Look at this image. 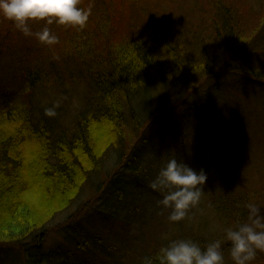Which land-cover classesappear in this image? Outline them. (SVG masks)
Masks as SVG:
<instances>
[{
    "label": "trees",
    "instance_id": "1",
    "mask_svg": "<svg viewBox=\"0 0 264 264\" xmlns=\"http://www.w3.org/2000/svg\"><path fill=\"white\" fill-rule=\"evenodd\" d=\"M98 1L105 2L83 4L96 6ZM114 1L117 5L109 12L118 14V20L96 9L82 31L49 26L72 34L69 48L52 50V57L44 56L50 48L35 54L41 43L0 17V85L5 69L16 70L9 83L13 97L0 94V250L16 252L25 264H143L145 257L155 258L169 243L150 247L145 256L125 247L117 251L82 222L71 232L70 223L61 230L67 231L72 248L96 263L73 262L71 252L61 247L43 252L48 223L88 188L93 196L103 191L96 181L115 152L116 173L161 199L149 185L168 159L203 169L208 178L201 200L213 210L221 231L214 237L194 232L185 240L204 248L219 239L226 257V229L248 222L249 202L264 212V188L255 191L248 177L217 173L206 160L201 165L195 160L196 140L185 127H190L191 118L196 120V113L217 114L207 106L215 93L221 99L226 91L235 95L236 84L264 87V0L248 14L239 3L250 5V0H155L152 5ZM138 15L145 21L140 27ZM256 18L258 23L250 22ZM25 39L35 45L20 47ZM211 81L220 85L204 91ZM64 83L82 87L79 110L71 109ZM38 95L49 102L39 103ZM193 96L200 101L185 108L184 115L165 120L166 113L186 107ZM57 101V116L46 117L44 109ZM87 202L72 220L90 208L91 199ZM251 264H264V252H257Z\"/></svg>",
    "mask_w": 264,
    "mask_h": 264
},
{
    "label": "rangeland",
    "instance_id": "2",
    "mask_svg": "<svg viewBox=\"0 0 264 264\" xmlns=\"http://www.w3.org/2000/svg\"><path fill=\"white\" fill-rule=\"evenodd\" d=\"M140 1L144 2L143 4L145 5H152L155 2V0ZM250 1V5L244 2L239 3L246 14L251 9L254 11L259 7V0ZM84 2H81L80 6L85 9L88 7H91L92 11L99 9L107 12L114 20L119 19L118 14L109 12V9L115 6L114 4L117 5L114 0H105L104 3H102L103 1H98L100 3L96 6H84ZM125 3L131 5V3ZM142 17L138 15L137 18L139 27L141 23H145V21L140 20ZM250 22L258 23V19L256 18ZM127 25H129V22ZM43 26V24L36 23L33 24L32 28L39 31ZM249 26L251 27L252 25ZM51 30L53 33L58 31V34H56L58 35L59 41L60 39L61 41L57 45L60 47H57V45L40 47L41 45L45 46L40 44L38 48L35 47V54H40L41 50L50 48L48 53L46 51L44 52V56L52 57L50 55L52 50L61 47L69 48L67 45L71 43L70 38L72 34L67 31L60 32L59 29L54 27H51ZM22 45H26V47L32 46L35 45V41L25 39L19 43L20 47ZM15 71L14 69L11 70V68L3 71V84L0 85V94L7 99V93L10 94V98L15 93V90L9 84ZM207 84L208 86L203 89L204 91L207 89L212 90L215 86L220 85L214 81ZM64 85H68L67 89L71 95L68 96L72 101L71 109L73 111H76L75 109L79 110L81 108L80 99L83 95L82 87L77 83H64ZM221 87L223 89L219 88L220 90H226V87ZM232 92L235 95L229 93V91L224 92L221 99H217L219 94L215 93L214 99L208 100L207 106L213 112H217V114L206 112L207 117H205L196 113V120L198 122H195L196 120L191 118L190 127H185V129L189 130L188 132L196 140V161L200 162L201 165H204L206 161L209 162L211 164L210 168H214L213 170L216 168L217 170L219 169L216 172L220 174L222 172V175L234 173L237 179L248 177L251 179L250 186L255 191L261 190V187L264 188V87L259 88L251 87L247 84H242V86L236 84L235 90ZM41 99L43 103L49 102V98L41 95L36 97L39 103ZM199 101L197 96H193L189 101V105L186 107L177 112L166 113L165 120L176 119L177 115H184L186 113L185 108ZM56 103L59 102L57 101ZM185 123L186 121L182 125H185ZM10 128H7L6 133H9ZM186 152L188 153L187 150ZM210 153L213 154V158L208 157ZM116 160V153H111L109 160L105 164L104 171L96 181V184L101 186L103 191L93 196L91 195V189L88 188V192L81 193L82 195L79 197V200L71 208L59 213L48 223L50 232H48L49 235L44 242V253L57 250L61 247L66 250V254L71 252L70 260L73 262L88 259L90 262L96 263L89 257L84 258L81 253L77 252L66 242L68 233L65 230L63 231V229L61 230V228L68 223H70L68 232H71L72 227H75V225L80 224L82 227L80 223L82 222L83 228H87L94 233L97 232L103 238H106L108 243L111 242L116 245L117 251L118 247H125V250L134 251L139 256H145L150 247L154 248L162 243L185 239L187 235L194 232H201L205 237L209 235L214 237L218 231H221V227L214 219L213 210L208 209L204 205L205 201L202 200L196 208L189 212L188 218L181 222H170L167 219L169 211L162 209L157 204L161 198H158L149 190L133 184L127 175H118L116 172L119 166L118 162H115ZM262 191L264 193V190ZM32 198L27 197L30 200ZM89 199L92 201L90 208L86 209L87 211L84 210L79 213L76 220H72V217L78 212L79 208L85 203H88L87 201ZM92 244L95 245L94 240ZM15 253L14 251H9V249L0 250V264H25L24 260ZM26 264H30V261ZM224 264H234V262H230V254L224 257Z\"/></svg>",
    "mask_w": 264,
    "mask_h": 264
},
{
    "label": "clouds",
    "instance_id": "3",
    "mask_svg": "<svg viewBox=\"0 0 264 264\" xmlns=\"http://www.w3.org/2000/svg\"><path fill=\"white\" fill-rule=\"evenodd\" d=\"M81 0H0V17L9 21L14 30L46 46L59 43L49 26L56 24L82 31L89 21L92 8L80 6ZM43 24L33 32V24ZM59 103L44 109L48 118L57 116ZM206 172L194 170L176 158H170L159 170L149 187L162 195L157 204L169 211L170 222H181L196 208L204 192ZM248 222L226 229L230 256L234 264H251L257 252H264V212L254 203L246 205ZM224 264V251L219 239L202 248L192 240H173L161 247L155 258L145 257L143 264Z\"/></svg>",
    "mask_w": 264,
    "mask_h": 264
}]
</instances>
